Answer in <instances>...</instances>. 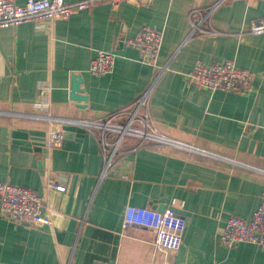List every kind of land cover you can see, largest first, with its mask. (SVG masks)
I'll return each instance as SVG.
<instances>
[{"label":"crops","instance_id":"1","mask_svg":"<svg viewBox=\"0 0 264 264\" xmlns=\"http://www.w3.org/2000/svg\"><path fill=\"white\" fill-rule=\"evenodd\" d=\"M214 1L124 2L116 11L100 3L67 21L0 29V182L36 192L53 220L35 227L0 215V264H264L255 244L219 242L228 219L250 220L264 194V34H248L252 22L264 21V3L223 4L203 25L214 34L191 35V21L200 19L192 11L204 14ZM145 26L164 32L157 68L127 44ZM100 50L116 56L103 76L89 70ZM226 60L255 74L250 92L189 83L198 61ZM76 76L85 102L71 97ZM43 83L52 92L39 108ZM151 87L150 117L179 145L128 136L109 149L113 165L103 178L95 135L74 132L60 147H48L57 119L108 117ZM49 179L66 190L47 189ZM128 206L175 209L186 222L180 251H157L149 229L124 228Z\"/></svg>","mask_w":264,"mask_h":264},{"label":"built area","instance_id":"2","mask_svg":"<svg viewBox=\"0 0 264 264\" xmlns=\"http://www.w3.org/2000/svg\"><path fill=\"white\" fill-rule=\"evenodd\" d=\"M154 0H80L68 3L66 0H27L23 5L16 0H0V29L15 28L28 22L39 21H67L80 11L91 9L97 4L108 3L116 11L124 2L143 6ZM232 1H243L248 6L264 3V0H215L203 14L197 8L192 13H199V21H191L193 30L191 35L214 34L216 31L207 29L203 25L209 23L214 12L223 4ZM248 34H264V21L251 23ZM164 41V32L152 27H143L137 35L129 39L127 44L139 53V61L158 67V58ZM116 56L111 51H98L90 63V72L103 76L113 71ZM166 67L162 70H165ZM255 74L249 70L239 68L234 60L217 63H203L198 61L188 73L191 85L211 91H224L230 93H248L253 88ZM154 86V85H153ZM52 92V86L43 83L39 86V101L37 107H45ZM152 87L146 90L134 103L113 115L95 120H56L58 128L51 131L48 137V147L58 148L64 139L63 126L74 125L84 129L85 132L95 135L104 154V167L101 174L103 178L113 165V154L108 151L117 149L122 141L133 136L145 143H158L165 145H179L161 135L150 117L149 100ZM124 121L118 122V119ZM110 135L117 136L111 142ZM115 152V151H114ZM113 152V153H114ZM47 189L65 191L66 186L54 179L46 183ZM43 198L36 192L22 186L0 182V215L2 218L15 223H25L35 227L51 226L52 216L44 211ZM124 228L140 226L149 229L155 236L153 245L157 251L176 254L183 244L186 230L184 218L173 208L163 211L150 207L128 206L124 213ZM220 244L232 248L238 243L247 242L259 246L264 251V194L260 204L250 220L231 216L219 236Z\"/></svg>","mask_w":264,"mask_h":264},{"label":"water","instance_id":"3","mask_svg":"<svg viewBox=\"0 0 264 264\" xmlns=\"http://www.w3.org/2000/svg\"><path fill=\"white\" fill-rule=\"evenodd\" d=\"M81 83H82L81 77L76 76L73 82V87H72L73 93L71 96L72 99L76 102H83V101L85 102L87 100L86 97L81 95V87H80ZM63 130H64V137L71 136L74 132H78V133L85 132L84 129L70 124L64 125Z\"/></svg>","mask_w":264,"mask_h":264}]
</instances>
